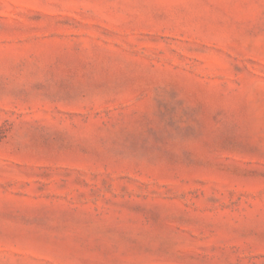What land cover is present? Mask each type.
<instances>
[{
  "label": "rangeland",
  "instance_id": "1",
  "mask_svg": "<svg viewBox=\"0 0 264 264\" xmlns=\"http://www.w3.org/2000/svg\"><path fill=\"white\" fill-rule=\"evenodd\" d=\"M0 264H264V0H0Z\"/></svg>",
  "mask_w": 264,
  "mask_h": 264
}]
</instances>
